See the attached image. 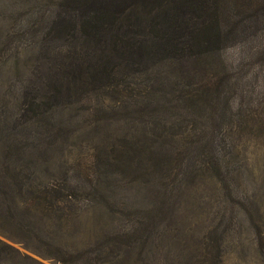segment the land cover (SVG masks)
Here are the masks:
<instances>
[{
  "label": "rangeland",
  "instance_id": "rangeland-1",
  "mask_svg": "<svg viewBox=\"0 0 264 264\" xmlns=\"http://www.w3.org/2000/svg\"><path fill=\"white\" fill-rule=\"evenodd\" d=\"M105 244L264 264V0H0V264Z\"/></svg>",
  "mask_w": 264,
  "mask_h": 264
},
{
  "label": "trees",
  "instance_id": "trees-1",
  "mask_svg": "<svg viewBox=\"0 0 264 264\" xmlns=\"http://www.w3.org/2000/svg\"><path fill=\"white\" fill-rule=\"evenodd\" d=\"M100 15H101V13L98 12V13L94 14L93 18H95V19L96 18H100ZM87 22H89V20H87ZM109 247L110 246L106 245L105 247H103V249L100 250L101 254H103V255H98V256H102L103 259L99 260L97 262H91L90 261L91 258L88 259L86 257H81L80 255L74 256L73 253H71V255H70L71 257H75L72 262L70 261V259L63 258V257H56L55 255L52 256V258L58 260L59 262H61L63 264H66V263L67 264H118L120 262V258L122 257V254L124 252L125 253L129 252V249H126L124 251V249L122 247H120L119 248V251H120L119 257L118 256L111 257V256H107V255L110 254V249H108ZM206 254L210 255V252H208ZM87 257H89V256H87ZM116 257H118V258H116ZM220 257H222V254L218 253V255L215 256L214 261L213 262H209L207 264H221V259H219ZM77 262H79V263H77ZM165 264H197V263L196 262H184L181 259L177 258V259H175V260H173L171 262H167Z\"/></svg>",
  "mask_w": 264,
  "mask_h": 264
}]
</instances>
